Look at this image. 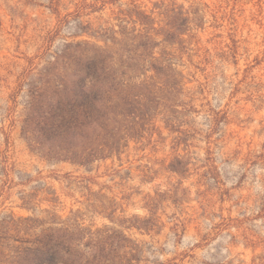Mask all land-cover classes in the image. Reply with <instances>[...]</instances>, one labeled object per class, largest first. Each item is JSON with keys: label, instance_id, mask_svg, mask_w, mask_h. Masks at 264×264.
Listing matches in <instances>:
<instances>
[{"label": "rangeland", "instance_id": "rangeland-1", "mask_svg": "<svg viewBox=\"0 0 264 264\" xmlns=\"http://www.w3.org/2000/svg\"><path fill=\"white\" fill-rule=\"evenodd\" d=\"M133 5L199 9L170 124L159 112L119 158L85 167L40 157L21 134L28 87L69 46L92 56ZM46 212L120 230L139 264H264V0H0V231Z\"/></svg>", "mask_w": 264, "mask_h": 264}, {"label": "trees", "instance_id": "trees-1", "mask_svg": "<svg viewBox=\"0 0 264 264\" xmlns=\"http://www.w3.org/2000/svg\"><path fill=\"white\" fill-rule=\"evenodd\" d=\"M156 8L155 14L133 5L120 19L118 31L102 35L104 46L92 56L75 44L62 55L63 64L40 72L41 82L28 87L21 126L31 151L49 161L85 167L119 158L130 141L155 129L161 112L171 114L165 119L170 124L183 91L184 77L175 67L188 50L183 35L192 25L201 28L202 22L196 19L198 8L194 19L183 8ZM170 170L180 173L174 166ZM146 206L150 217L137 219L135 225L148 232L157 223L156 200L148 198ZM11 230L21 237H7ZM140 262L138 244L120 230H92L75 217L62 219L53 212L43 219L18 220L0 231V264Z\"/></svg>", "mask_w": 264, "mask_h": 264}]
</instances>
